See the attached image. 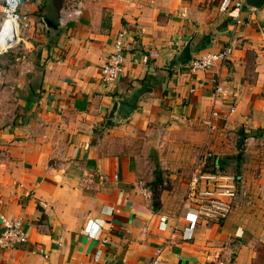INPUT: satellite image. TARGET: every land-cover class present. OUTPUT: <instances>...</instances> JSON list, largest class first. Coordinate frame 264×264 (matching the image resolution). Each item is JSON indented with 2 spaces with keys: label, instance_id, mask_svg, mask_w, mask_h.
Wrapping results in <instances>:
<instances>
[{
  "label": "crops",
  "instance_id": "obj_1",
  "mask_svg": "<svg viewBox=\"0 0 264 264\" xmlns=\"http://www.w3.org/2000/svg\"><path fill=\"white\" fill-rule=\"evenodd\" d=\"M72 1L20 6L30 85L0 129V216L20 218L28 239L0 248V264H150L176 220L158 264H264V6L84 0L82 17L61 28ZM119 32L123 72L105 85L101 67ZM190 37L192 58L231 46L229 62L176 66ZM216 85L228 104L213 105ZM120 104L135 108L126 120L116 119ZM205 141L208 169L236 176L238 192L223 222L189 224L197 206L186 184ZM141 180L150 200L137 192Z\"/></svg>",
  "mask_w": 264,
  "mask_h": 264
},
{
  "label": "built area",
  "instance_id": "obj_2",
  "mask_svg": "<svg viewBox=\"0 0 264 264\" xmlns=\"http://www.w3.org/2000/svg\"><path fill=\"white\" fill-rule=\"evenodd\" d=\"M232 6L240 10L244 7V0H231ZM230 1L226 0L222 3L220 10L225 11L228 9ZM21 4L18 0H3L2 14L3 19L8 14L13 12V16L19 24L26 21L27 17L18 15ZM84 12V0H73L71 4L63 7L58 14V26L61 28L66 27L69 23L79 20ZM176 46V44H173ZM232 56V47L226 46L217 53H206L203 55L195 56L191 59L190 63L186 66L190 72L196 71H209L218 65H226ZM147 58L144 57L143 62ZM125 63L124 55V33L119 32L113 40V51L107 58L106 62L101 67V81L105 85H111L118 81L120 78ZM1 74V72H0ZM227 95L220 85H216L213 91V105L223 106L227 99ZM228 104V101H227ZM229 113L234 112L232 104H229ZM219 113L214 109L207 121L208 134L212 131V123ZM212 154L208 149L207 141H205L196 152L194 157L190 176L187 180L185 198L189 203L195 204V217L189 224H195L201 221L221 223L228 218L231 214L234 201L238 192V180L234 175L212 172L208 169ZM137 192L145 199L150 200L152 194L144 181L136 183ZM177 220L171 226L172 234L170 239L167 240L164 246H161L155 254L150 264H158L159 258L163 249L172 244L177 229ZM0 248L12 249L20 247L27 242V234L22 229V221L20 218H9L0 216ZM92 227L89 226L88 232ZM167 227L166 217H160L159 230L164 231Z\"/></svg>",
  "mask_w": 264,
  "mask_h": 264
},
{
  "label": "rangeland",
  "instance_id": "obj_3",
  "mask_svg": "<svg viewBox=\"0 0 264 264\" xmlns=\"http://www.w3.org/2000/svg\"><path fill=\"white\" fill-rule=\"evenodd\" d=\"M20 8L18 15L21 17L23 14ZM24 16L29 17L28 15ZM2 20L1 9L0 23ZM26 22L22 21L19 24L17 40L7 48L0 50V129L10 124L20 112L18 101L22 98L25 87L30 85L26 76L28 75L27 64L30 61V52L21 42V30L23 23ZM34 54H36V51H34Z\"/></svg>",
  "mask_w": 264,
  "mask_h": 264
},
{
  "label": "water",
  "instance_id": "obj_4",
  "mask_svg": "<svg viewBox=\"0 0 264 264\" xmlns=\"http://www.w3.org/2000/svg\"><path fill=\"white\" fill-rule=\"evenodd\" d=\"M20 4H23L26 0H18ZM244 6L250 8L259 10L264 6V0H244ZM46 26L48 29H57V27L52 24L49 21H45ZM192 41V37H190L184 44V46L180 49L178 54L174 57V62L176 66L178 67H185L187 66L191 59V50H190V43ZM135 111V108L127 106L126 104H120L116 110V119L118 120H126L128 119L133 112Z\"/></svg>",
  "mask_w": 264,
  "mask_h": 264
},
{
  "label": "bare ground",
  "instance_id": "obj_5",
  "mask_svg": "<svg viewBox=\"0 0 264 264\" xmlns=\"http://www.w3.org/2000/svg\"><path fill=\"white\" fill-rule=\"evenodd\" d=\"M18 22L13 16V12L8 14L0 27V50L7 48L17 40Z\"/></svg>",
  "mask_w": 264,
  "mask_h": 264
}]
</instances>
